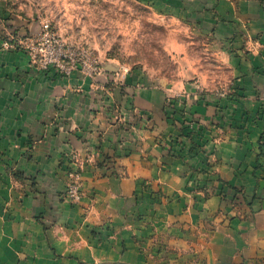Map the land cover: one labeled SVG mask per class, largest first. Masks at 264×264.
Segmentation results:
<instances>
[{"label":"crops","instance_id":"1","mask_svg":"<svg viewBox=\"0 0 264 264\" xmlns=\"http://www.w3.org/2000/svg\"><path fill=\"white\" fill-rule=\"evenodd\" d=\"M139 1L206 38L234 100L216 104L190 65L173 87L109 72L52 81L26 54L0 51V264H264V0ZM0 6V33L24 34L27 20ZM181 128L192 139L167 153ZM73 148L96 151L78 203L63 195ZM146 183L166 195L148 226Z\"/></svg>","mask_w":264,"mask_h":264},{"label":"rangeland","instance_id":"2","mask_svg":"<svg viewBox=\"0 0 264 264\" xmlns=\"http://www.w3.org/2000/svg\"><path fill=\"white\" fill-rule=\"evenodd\" d=\"M0 5L15 17L27 20V31L24 34L10 29L1 31L0 51L26 54L30 68L45 73L52 81L70 78L76 72L92 77L109 72L124 83L131 78L137 79L138 85L169 87L172 84L173 87L182 79L186 69L193 66L208 79L209 88L215 91L219 98H215V103L222 104L223 109L227 108L233 99L232 92L238 91L237 86L230 85L229 68L222 64L217 54L208 49L206 38L192 33L184 22L157 13L139 0H0ZM46 25H49V30L54 36H46ZM30 39L37 42L38 46L39 43L47 45L59 39L72 49L74 69L67 71L53 64L46 66L35 59L30 48L23 43ZM174 99L182 97L168 100L172 113L175 111ZM183 115L185 114L182 108L178 106L177 112L171 114L170 118L175 123L176 120H183ZM117 121L123 129L128 128L126 123L131 124L126 119ZM193 123L194 121L191 124L196 125ZM192 134L193 130L182 132L181 128L180 136L173 140L175 145L167 147V153L181 155L182 150L175 146L185 141L182 136L190 138ZM167 139L165 136H157L160 145L168 146ZM32 149L33 147H29L28 153ZM94 155L96 156V151L90 150L83 159L81 150L77 148L63 155L64 198L74 203L80 202L84 193L83 170L88 162L93 161ZM71 173L81 174L80 179H76ZM14 174L21 177L18 170ZM195 177L192 181L198 184V175ZM206 180L205 190L210 192L216 179L209 173ZM73 182L79 184L80 198L76 202L68 190ZM145 185L146 188L152 187L150 183ZM145 197V203L150 204V207L141 221L148 226L158 213L157 207L162 205L166 195L162 190L154 188L143 198ZM149 234L152 235V231Z\"/></svg>","mask_w":264,"mask_h":264},{"label":"built area","instance_id":"3","mask_svg":"<svg viewBox=\"0 0 264 264\" xmlns=\"http://www.w3.org/2000/svg\"><path fill=\"white\" fill-rule=\"evenodd\" d=\"M45 34L48 36L49 34L53 35L49 30V25L44 27ZM54 36V35H53ZM28 48H30L33 57L37 60H40L46 66L48 65H56L60 68L66 69L67 71H71L75 67V60L72 57V49L67 47L63 42L59 39H55L47 45L40 44L37 45L33 39L23 42ZM171 103L168 102V108L170 109ZM76 179H80L79 173H71ZM69 192L73 199V201H77L80 198L79 194V184L77 182H73L69 186Z\"/></svg>","mask_w":264,"mask_h":264},{"label":"trees","instance_id":"4","mask_svg":"<svg viewBox=\"0 0 264 264\" xmlns=\"http://www.w3.org/2000/svg\"><path fill=\"white\" fill-rule=\"evenodd\" d=\"M177 100H178V99H174V100H173V102L175 103L174 106H173L174 109H175L174 112H177V103H176Z\"/></svg>","mask_w":264,"mask_h":264}]
</instances>
